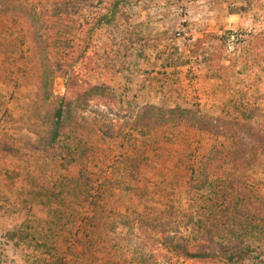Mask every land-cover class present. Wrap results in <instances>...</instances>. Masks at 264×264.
Instances as JSON below:
<instances>
[{
	"label": "rangeland",
	"instance_id": "374dc122",
	"mask_svg": "<svg viewBox=\"0 0 264 264\" xmlns=\"http://www.w3.org/2000/svg\"><path fill=\"white\" fill-rule=\"evenodd\" d=\"M123 11L129 19L97 30L86 58L54 57V93L72 113L56 144L29 30L0 20V264H142L123 218L183 225L203 205L200 169L229 142L191 124L130 131L145 105L222 116L237 102L264 123V0H132ZM211 55L229 68L221 79ZM93 86L108 94L91 96ZM78 145L87 158L71 156ZM248 176L264 196V162ZM157 264L201 263L160 251Z\"/></svg>",
	"mask_w": 264,
	"mask_h": 264
},
{
	"label": "trees",
	"instance_id": "16d2710c",
	"mask_svg": "<svg viewBox=\"0 0 264 264\" xmlns=\"http://www.w3.org/2000/svg\"><path fill=\"white\" fill-rule=\"evenodd\" d=\"M95 2L0 0V20L19 19L29 30L40 75L38 98L47 110L53 144L60 140L72 117L65 99H58L54 93L59 75L54 57L60 53V60L69 61L72 67L73 63L86 58L97 30L129 19L123 9L130 6L132 0H107V5L96 12ZM211 58L209 70L215 79L223 78L222 71L229 68L217 65L213 55ZM66 75L67 72L62 74ZM108 91L106 87L93 86L88 93L104 97ZM258 108L233 102L229 110L217 116L182 106L145 105L132 115L126 126L133 132H153L169 125L191 124L200 132L229 142L225 148L213 147L205 159L200 174L203 190L208 195H204L203 205L183 218V225L173 219L121 220V228L126 232L125 247L129 249L134 243V236L140 240L135 244L142 264H157L160 251L184 262L264 264V196L248 179V174L264 162V123L259 121ZM84 150V146L78 145L71 156L79 160L87 158ZM83 181L87 182L88 178L83 176ZM136 228L140 233L150 232L154 242L151 244L144 241L141 234H133Z\"/></svg>",
	"mask_w": 264,
	"mask_h": 264
}]
</instances>
